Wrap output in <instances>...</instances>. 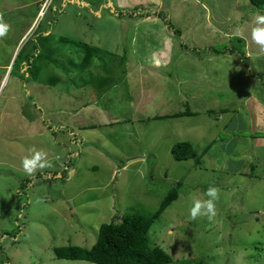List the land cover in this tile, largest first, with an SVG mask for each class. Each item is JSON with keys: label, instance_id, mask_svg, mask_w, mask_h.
Listing matches in <instances>:
<instances>
[{"label": "rangeland", "instance_id": "1", "mask_svg": "<svg viewBox=\"0 0 264 264\" xmlns=\"http://www.w3.org/2000/svg\"><path fill=\"white\" fill-rule=\"evenodd\" d=\"M40 1L48 5L37 17V0H0V23L9 26L0 38V264H95L57 258L54 249L90 248L103 223L127 213L156 216L149 242L170 264H236L237 256L264 264V166L238 175L252 163L245 140L264 137L252 101L255 92L264 100L263 86L252 87L258 73L264 78V47L252 38L264 8L250 0ZM157 18H171L181 35L161 25L160 38L156 25L131 24ZM236 37L250 54L242 64L227 51L240 45ZM17 51L24 63L13 70ZM253 54L262 56L252 64ZM227 104L235 110L224 123L237 112L245 122L231 119L233 130L221 133L213 119ZM199 109L170 123L152 119ZM125 118V128L113 126ZM183 141L195 158H174ZM33 149L52 166L28 175L22 158ZM210 187L218 189L216 217L190 220L192 197L208 199ZM173 189L177 199L157 215Z\"/></svg>", "mask_w": 264, "mask_h": 264}, {"label": "trees", "instance_id": "2", "mask_svg": "<svg viewBox=\"0 0 264 264\" xmlns=\"http://www.w3.org/2000/svg\"><path fill=\"white\" fill-rule=\"evenodd\" d=\"M87 1L88 0H86V2ZM250 2L252 6L256 8H264V0H250ZM33 8L34 14L36 15L40 9L39 0H37L36 7L33 6ZM137 9L140 8L136 7L133 11ZM127 11L128 10L121 8L118 9L116 13L123 16L127 14ZM45 16L46 13L43 17ZM164 20L167 24V28L176 32L179 36L181 35V30L175 27L171 20L167 18H164ZM236 40H238L240 45L233 46V44H231L230 48L227 47V51L244 59L245 55L243 49L245 46V39L236 37ZM35 50H38V48L35 47ZM224 51L225 49H223V51H218V53H224ZM34 57L35 56H31V59ZM23 60L21 52L19 51L12 63V69H19V63L23 62ZM259 78L263 80L262 76ZM182 113L190 114L192 112L186 110ZM49 128L51 129V127ZM172 154L177 160H187L197 156V152L193 145L188 141L177 143L172 148ZM30 181L31 180L25 179V185L23 186H27V183ZM167 195L168 196L161 203L157 215L177 199L178 192L176 189H173L169 191ZM155 218L156 216L147 217L139 213L124 214L118 221L112 220L111 222L103 223L100 226L97 241L90 248H84L78 245L61 246L54 249L55 254L57 258L61 259L82 260L95 264H170L172 258L168 252L158 246H151L149 242V230L154 224Z\"/></svg>", "mask_w": 264, "mask_h": 264}, {"label": "crops", "instance_id": "3", "mask_svg": "<svg viewBox=\"0 0 264 264\" xmlns=\"http://www.w3.org/2000/svg\"><path fill=\"white\" fill-rule=\"evenodd\" d=\"M161 4V5H160ZM156 5H158L157 7H159V8H161L162 9V7H163V3H155L154 2V6H156ZM121 7V6H120ZM175 9H176V7H173V9L171 10L172 11V16H174V11H175ZM145 12H147V11H145ZM166 17H168V16H166ZM169 18V17H168ZM170 20H171V18H170ZM164 21V22H163ZM172 21V20H171ZM173 23V22H172ZM134 27H135V30H137V31H140L139 29H138V26L140 27L141 25H148L149 26V28H153L155 25L158 27V32H159V34H160V38L162 37V34H163V32H161L162 31V29H161V25L162 26H164V28H165V30L167 29V24H166V22H165V20H163V18H162V20L161 19H159V18H157V19H154V20H151V21H149V22H142V23H131ZM142 27V26H141ZM151 33V34H149V35H153V32H151L150 30H146V31H144V33L146 34V33ZM159 34H157V35H159ZM161 40H164V39H161ZM164 47H165V45H164ZM162 48V50L163 49H165V48ZM153 52H155V51H153ZM163 52V51H162ZM248 56H250V54L247 52V54L245 53V58H247ZM255 56V54H253V56H252V59H251V62L253 61L254 62V60H253V57ZM259 56H262V54H259V55H256L255 57H259ZM254 57V58H255ZM258 60V59H257ZM234 61H237V62H240L241 64L243 63V58L241 59V57H239L238 58V60L237 59H234ZM253 62H252V64H253ZM245 65V67L247 66V65H249V64H244ZM253 66V65H252ZM255 66H257L256 64H255ZM254 67V66H253ZM253 67H246L247 68V70L249 71V72H252L253 71ZM258 67V66H257ZM253 75L255 76V72H253ZM253 76V77H254ZM263 77V74L262 73H258L257 74V77H256V79H253L255 82H254V84H255V86L256 85H258L257 87H255L254 85L252 86L253 88H255L256 90H258L261 86H263V88H264V78H262L263 80H260V78L259 77ZM225 83H228V82H226V81H223V82H218V84H225ZM248 84H249V82H248ZM152 96H155V92H153L152 94H151V97ZM260 95H259V93L258 92H255V98L254 99H252V101L253 102H255V104H256V111H257V115L254 117V119H256L257 121H258V124H259V126L261 127V130H264V100L262 99V98H260V99H258V97H259ZM181 97H182V100H186V101H188V97L187 96H185L184 95V92L183 93H181ZM244 102H245V100L244 99H242ZM261 102H260V101ZM83 104H85L84 106H83V109H85V110H87L88 108H91V104H86L85 102L83 103ZM94 104H95V102H94ZM95 105L97 106V107H95ZM94 105V107L95 108H91L94 112H95V114H98L99 116H103L104 114H105V110H104V108H102V107H98V104H95ZM230 110H235V109H233V107H229L228 106V104L226 105V106H224V107H222L221 109H220V112L218 113V114H216V117L217 118H214L213 120L215 121V122H220L219 124H221L220 125V128H218L219 129V132H221V133H223V132H226V129H229V122H231V119H232V123L233 124H237L238 123V120L239 121H242V122H245L244 121V118L243 117H239V115H238V112L236 113V115L233 117V118H231V115L230 116H227V118H229V122L228 123H224V118H225V115H227V114H231V113H229L230 112ZM167 111V110H166ZM197 111V112H196ZM195 112L193 111L192 113H190V114H185V113H182V112H179L178 114L176 113V114H174V113H171V114H173V115H171V114H169L168 112H163V113H161V115H153L152 116V119H162V118H165V119H168V121H169V123H170V121H172V119L171 118H169V117H175V118H180V117H183V116H193V115H196L197 116V114L199 115L202 111H200V109L199 110H196ZM166 116V117H165ZM130 117V116H129ZM159 117H162V118H159ZM139 118H141V117H139ZM144 120L141 118V119H139V120H136L135 121V124H137V123H144L143 122ZM126 122H129V119H122V120H119V121H116V122H114V124H113V126H115V125H122L121 127L122 128H125V126L128 124V123H126ZM105 126H107V125H105ZM85 127H87V126H85ZM233 128H234V126L233 127H231L229 130H233ZM88 129V128H87ZM127 129L129 130V128L127 127ZM233 136V135H232ZM140 139H141V137H140ZM240 139V138H239ZM254 140H256V143L254 144V148H255V150L254 151H252V144H253V142H254ZM223 142H224V140H222ZM246 145L249 147V148H247V152H244V150H243V155L244 156H247V157H249V158H251V161H252V163H251V165H249V167L251 168V169H249V167L248 168H243V170L241 171V172H238V175H244V176H249V175H251V176H253L254 177V174L253 173H251L253 170L252 169H254V167H255V165H257L256 164V162L258 161L260 164H261V166H264V158L262 157V158H259L260 156H261V153L263 152V150H264V137H254V138H247L246 140ZM213 144V143H212ZM211 144V145H212ZM210 145V146H211ZM210 146H207V148H205L206 150L204 151V153H206L207 152V150L210 148ZM235 149H233V151H234ZM259 151H261L259 154H258V152ZM100 152V151H99ZM104 152V151H103ZM230 152H232V149H230ZM251 152H252V154H251ZM91 152H88L87 150H85V152L83 153V155H86V154H90ZM203 153V154H204ZM233 153V152H232ZM202 154V155H203ZM80 155V154H79ZM92 155V154H91ZM201 155V156H202ZM81 156L82 155H80V158H81ZM109 156H110V153H109ZM238 156H240L241 157V154L240 155H238ZM140 157H141V155H136V158H137V160H139L140 159ZM235 157H237L236 155H235ZM128 160H130L131 161V159L128 157ZM109 161V163H110V160H108ZM250 161V162H251ZM249 162V163H250ZM251 171V172H248V171ZM31 183H28L27 185H30ZM25 187V186H24Z\"/></svg>", "mask_w": 264, "mask_h": 264}, {"label": "clouds", "instance_id": "4", "mask_svg": "<svg viewBox=\"0 0 264 264\" xmlns=\"http://www.w3.org/2000/svg\"><path fill=\"white\" fill-rule=\"evenodd\" d=\"M43 3L40 1V10L37 17H41L44 14L40 15ZM254 22L257 27L252 31V38L258 45L264 47V15H258ZM8 31L9 26L5 23H0V38L4 37ZM18 52H16V55ZM16 55L14 56L15 58ZM51 166V163L46 159V153L35 151L34 149L31 155L22 158V167L28 175H33L37 169H44ZM206 196L208 199L204 200L195 196L192 197L189 209L190 220L195 221L198 217H206L210 222L214 220L217 215L216 201L219 199L218 189L215 187L208 188ZM241 261L242 256H237L236 264H241Z\"/></svg>", "mask_w": 264, "mask_h": 264}, {"label": "built area", "instance_id": "5", "mask_svg": "<svg viewBox=\"0 0 264 264\" xmlns=\"http://www.w3.org/2000/svg\"><path fill=\"white\" fill-rule=\"evenodd\" d=\"M48 1H49V0H48ZM46 4H47V3H45V4L43 3L42 8H41L40 15H42V14L44 13L45 8L47 7ZM47 5H48V4H47Z\"/></svg>", "mask_w": 264, "mask_h": 264}]
</instances>
